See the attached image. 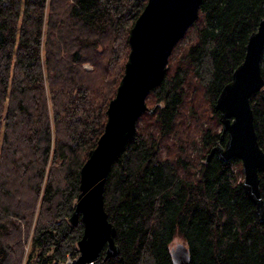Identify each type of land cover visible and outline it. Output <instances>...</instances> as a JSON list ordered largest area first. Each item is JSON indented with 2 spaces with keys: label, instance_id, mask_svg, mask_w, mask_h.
I'll use <instances>...</instances> for the list:
<instances>
[{
  "label": "trees",
  "instance_id": "16d2710c",
  "mask_svg": "<svg viewBox=\"0 0 264 264\" xmlns=\"http://www.w3.org/2000/svg\"><path fill=\"white\" fill-rule=\"evenodd\" d=\"M145 2L0 0V264L78 255L83 223L68 217L79 169L103 131ZM263 14L264 0H201L194 38L178 53L174 45L148 92L154 111L141 112L110 165L103 200L119 252L105 258L103 247L93 264H175V238L190 264H264V221L234 170L240 159L206 160L221 131L215 98ZM260 66L264 78V46ZM263 94L250 104L264 150ZM201 119L207 125L195 127ZM196 135L201 159L191 153ZM258 176L264 201V169Z\"/></svg>",
  "mask_w": 264,
  "mask_h": 264
},
{
  "label": "water",
  "instance_id": "95a60500",
  "mask_svg": "<svg viewBox=\"0 0 264 264\" xmlns=\"http://www.w3.org/2000/svg\"><path fill=\"white\" fill-rule=\"evenodd\" d=\"M201 0H146L128 31L129 50L123 74L106 108V121L96 145L88 150L79 169V192L68 217L78 218L83 231L77 240L79 251L73 264H93L104 247V257L119 252L115 243V225L108 220L103 187L113 159L136 128L141 112H153L146 97L164 77L174 45L198 16ZM264 46V14L245 44L241 62L222 86L214 101L221 131L206 153V160L216 152L221 160L238 157L241 161L244 192L254 203L264 221V201L260 193L258 170L264 169V150L253 123L250 96L263 88L260 56ZM264 98V94H263ZM175 264H190L189 251L182 241L170 248Z\"/></svg>",
  "mask_w": 264,
  "mask_h": 264
},
{
  "label": "rangeland",
  "instance_id": "374dc122",
  "mask_svg": "<svg viewBox=\"0 0 264 264\" xmlns=\"http://www.w3.org/2000/svg\"><path fill=\"white\" fill-rule=\"evenodd\" d=\"M194 36H195V29L193 27L189 26L187 28L184 36L182 38H180V40L177 43V46L175 47L176 52L178 53L180 51V48L185 46L187 43H189L194 38ZM85 66L87 68L90 67L88 64H85ZM185 109L186 110H183V112H182V118L185 119V120H189V121L193 120L192 118L189 117L190 110H187V108H185ZM200 121L197 122L198 125L196 124L194 126L195 127L197 126V127L201 128V127H204V126L207 125V119H201ZM191 153L197 155L199 157L198 159H201L200 155L202 154V149H201V146H200V141H199L198 135H196V144L193 147ZM241 167H242V165H241ZM234 170L237 172V175H238L239 179L240 178L243 179V172L242 171L238 172V170H239V165L238 164L234 165ZM178 241H180V238H175V240L172 243V246L175 245V243L178 242ZM27 247H28V245H26V249H27Z\"/></svg>",
  "mask_w": 264,
  "mask_h": 264
},
{
  "label": "built area",
  "instance_id": "2783aa9c",
  "mask_svg": "<svg viewBox=\"0 0 264 264\" xmlns=\"http://www.w3.org/2000/svg\"><path fill=\"white\" fill-rule=\"evenodd\" d=\"M76 257L77 255H71V253H68L65 261L61 262L60 264H73Z\"/></svg>",
  "mask_w": 264,
  "mask_h": 264
}]
</instances>
